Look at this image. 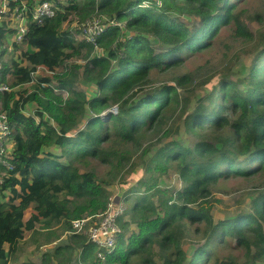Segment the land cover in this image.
Segmentation results:
<instances>
[{
	"label": "trees",
	"instance_id": "obj_1",
	"mask_svg": "<svg viewBox=\"0 0 264 264\" xmlns=\"http://www.w3.org/2000/svg\"><path fill=\"white\" fill-rule=\"evenodd\" d=\"M51 1L54 15L28 18L24 49L3 61L0 72L11 88L33 81L31 91L0 93L14 144L13 169L0 182V197L9 191L0 201V264L12 254L15 259L26 233L27 240L50 244L72 230L71 220L102 213L111 184L120 179L127 207L113 247L72 233L69 243L45 249L39 263L20 264H68L76 250L78 264H264V32L255 38L244 23L242 0ZM34 3L25 0L28 16ZM93 16L122 27L107 25L94 43L77 39L71 21L79 25ZM253 17L260 22L259 13ZM231 24L232 36L256 46L244 76L225 71L206 88L213 77L197 81L205 65L177 73ZM13 33L3 20L0 55ZM38 68L51 75L35 79ZM163 75L154 86L153 76ZM81 82L95 91L87 96ZM29 102L35 108L27 115ZM113 105L116 115L101 116ZM176 114L189 143L171 140L151 150L157 142L144 136L166 128ZM92 161L106 173L88 166ZM139 163L151 177L130 176ZM168 171L177 175L179 189L160 185ZM230 178L252 183L257 192L248 210L214 221L212 188ZM185 240L195 245L190 253Z\"/></svg>",
	"mask_w": 264,
	"mask_h": 264
},
{
	"label": "rangeland",
	"instance_id": "obj_2",
	"mask_svg": "<svg viewBox=\"0 0 264 264\" xmlns=\"http://www.w3.org/2000/svg\"><path fill=\"white\" fill-rule=\"evenodd\" d=\"M239 11H241V18L244 21V23L247 25L249 30L254 34L255 38L257 37L259 32H264V0H242L238 5ZM259 13L261 15L260 22L257 21L253 16ZM73 19V17H72ZM182 20L185 22L190 23L187 16L181 17ZM74 20L70 23V28L76 31L74 34L77 39L81 38L79 34V26L77 25ZM67 24H64V27ZM78 29V31L76 30ZM232 29L233 25H229L227 27H224L218 38L213 41L212 45L209 47V49L203 51L200 54H197L193 57H190L184 66H182L180 69L177 70V73H183L187 71L194 70L197 66L205 65L204 70H202L197 77V81L200 78H206L208 76L213 77L211 81L205 85L206 88H210L212 85H214L216 80L223 74L225 71H227L228 75H233V77H242L247 73L248 65L251 63L252 58L256 51V46L253 41H248L240 38H236L232 36ZM96 54H101V51L96 50ZM5 54V53H4ZM13 54H16V51L13 52ZM12 53L10 54V56ZM1 56V55H0ZM9 53H7L6 61H8ZM4 60L1 61V63ZM71 61H74L77 64H82L83 61L79 58L72 59ZM228 69V70H227ZM51 72L46 70L45 68H38L35 73L33 74L34 78L36 76H50ZM166 78V75L155 77L154 79V86H157L161 83V81ZM36 79V78H35ZM34 79V80H35ZM196 81V82H197ZM82 83V82H81ZM33 83H25L23 85H20L18 87H10L8 91H18V90H32ZM79 89L83 90L87 96H90L95 91L94 85H85V83L80 84ZM203 87H200L197 92L200 93V95L204 94ZM181 92V90H179ZM192 100V97H191ZM192 105V102L190 103V106ZM34 103H29L25 106L24 112L26 114H31L32 110L34 109ZM180 119L179 114H176L175 117L168 121V126L164 129H159L157 131H150L144 136V141L146 143L150 142H157V144L151 149H157V147L161 146L167 141L171 140H178V141H184L185 144H188L189 141L187 139V136L184 134V132H180L181 129H179ZM169 127L170 131L167 135H164L163 133L167 128ZM163 139V140H162ZM162 141V142H161ZM145 143V144H146ZM53 151H56L53 149ZM150 157V155H148ZM149 159V158H148ZM88 166L93 167L99 174L104 175L107 171V167L96 162L92 161L88 163ZM137 168L141 169L142 177L149 178L151 177V174L149 172L145 171L144 165L142 163L137 164ZM132 172V170L130 171ZM137 173V172H136ZM127 175V174H125ZM123 176V178L125 177ZM131 174L130 176H132ZM129 176V177H130ZM128 177V178H129ZM127 178V180H128ZM160 185L164 187H171L173 189H179L180 188V182L177 178V175L172 172L168 171L167 173L163 174L159 178ZM257 178H254L253 181H256ZM126 188L121 187V179L114 182L110 186L111 194L110 196L117 195L118 197H123L124 192L126 191ZM257 189H254L253 184L246 182L244 179H236V178H230L226 180L219 181L215 186L212 188V195L209 198V203L211 205V215L213 217L214 221H217L219 219L229 218L231 217L235 212L238 210H248L250 207V203L254 195L256 194ZM3 194H7V191H4ZM213 200V201H212ZM125 207H127L125 203ZM27 213L30 214V211ZM29 214L25 216V219L28 218ZM125 219H127L125 217ZM132 229H134V226H131ZM74 233V231H68L64 235H61L58 240H55L54 242L50 244H44L40 245L42 242L36 238V241H30L27 240V237L29 236V233H26L24 238L19 241V247L18 250L15 252V259L13 260V254L9 257V262L7 264H20L22 261H33L35 263L40 262L41 254L45 251V249L51 247L52 245H56L62 242L61 239L64 237L63 242L69 243L70 235ZM76 233V232H75ZM78 234V233H77ZM193 239V243L195 242L194 237H191ZM185 248L190 253L192 251L191 247L195 246L196 243H191L187 240L184 241ZM5 249H7V246L5 245ZM78 250L75 251V253L72 255V258L68 264H78ZM237 254V259L239 262L243 260V252L240 249H237L235 251Z\"/></svg>",
	"mask_w": 264,
	"mask_h": 264
},
{
	"label": "built area",
	"instance_id": "obj_3",
	"mask_svg": "<svg viewBox=\"0 0 264 264\" xmlns=\"http://www.w3.org/2000/svg\"><path fill=\"white\" fill-rule=\"evenodd\" d=\"M27 10L25 0H0V26L2 21L6 20L9 22L10 27L14 29L7 46H12V42L19 44L23 41L28 29V18L31 21L50 18L54 15L55 5L51 0H41L34 4L31 15H27ZM107 25L122 27V24L116 20L107 21L104 16H93L78 25L80 37L85 42L94 43L95 39L104 33ZM1 69L2 63L0 59V72ZM43 84L41 82V85ZM8 90V84L0 79V93ZM116 114L117 106L113 105L103 112L101 116ZM13 148L14 144L11 138V127L7 113L0 110V182L9 176V172L13 169L11 163ZM125 209L123 197H118L117 195L109 196L102 213L71 220V229L74 233L86 234L88 239L95 243L97 247L111 248L119 233L117 220Z\"/></svg>",
	"mask_w": 264,
	"mask_h": 264
},
{
	"label": "crops",
	"instance_id": "obj_4",
	"mask_svg": "<svg viewBox=\"0 0 264 264\" xmlns=\"http://www.w3.org/2000/svg\"><path fill=\"white\" fill-rule=\"evenodd\" d=\"M39 1H41V0H35V3L34 4H36V3H38ZM23 44L22 43H19L18 44V48H11L12 46H5L6 48H7V51L5 52V54H3V55H1L0 56V59H1V61L2 60H4V61H6L5 59H6V57H7V53H9V59L8 60H10V59H17L18 58V56H19V54H20V51L21 50H23L24 49V46H22ZM14 51H16V54H13V52ZM12 53V55L10 56V54ZM32 83H33V81H31ZM31 82H29V83H31ZM20 86V85H19ZM18 87V86H17ZM29 103H33V102H29ZM28 103V104H29ZM27 105V104H26ZM25 105V106H26ZM25 108V107H24ZM24 110V109H23ZM24 112V111H23ZM25 113V112H24ZM32 113H33V110H32ZM31 113V114H32ZM26 114V113H25ZM28 115V114H27ZM54 149V148H53ZM54 150H56V149H54ZM57 151V150H56ZM141 172H142V170H140V169H138L137 170V173H134L133 174V176L135 177V179L137 178V177H139V176H142V174H141ZM130 178V177H129ZM128 178V179H129ZM121 187H123L124 188V184H121ZM7 193H8V195L7 194H2V196L0 197V201H5V200H7L8 199V197H9V191L7 190ZM27 214H29V213H27ZM26 214V215H27ZM131 226H133V225H131ZM131 226H130V230H133L132 228H131ZM63 239H64V237H62ZM63 239H61L62 240V242L61 243H59V244H65V243H68V242H63Z\"/></svg>",
	"mask_w": 264,
	"mask_h": 264
}]
</instances>
